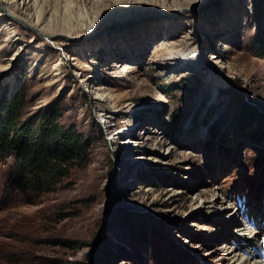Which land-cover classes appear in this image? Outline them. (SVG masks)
<instances>
[{
	"label": "rangeland",
	"instance_id": "374dc122",
	"mask_svg": "<svg viewBox=\"0 0 264 264\" xmlns=\"http://www.w3.org/2000/svg\"><path fill=\"white\" fill-rule=\"evenodd\" d=\"M44 1L74 28L0 5V98L73 125L89 157L33 196L0 160V264H264V0H147L125 22L113 0Z\"/></svg>",
	"mask_w": 264,
	"mask_h": 264
},
{
	"label": "trees",
	"instance_id": "16d2710c",
	"mask_svg": "<svg viewBox=\"0 0 264 264\" xmlns=\"http://www.w3.org/2000/svg\"><path fill=\"white\" fill-rule=\"evenodd\" d=\"M24 103L19 94L0 98V160L12 159L4 188L33 196L52 190L74 166L84 165L90 147L73 125L61 124L48 109L23 118Z\"/></svg>",
	"mask_w": 264,
	"mask_h": 264
},
{
	"label": "bare ground",
	"instance_id": "6f19581e",
	"mask_svg": "<svg viewBox=\"0 0 264 264\" xmlns=\"http://www.w3.org/2000/svg\"><path fill=\"white\" fill-rule=\"evenodd\" d=\"M146 1L147 0H113L112 6L119 7L122 11L117 10L116 12L109 13L108 15L110 17H115L118 21L125 22L127 20H130V17L133 15V11H136L135 5L146 4L147 3ZM170 1H171L170 2L171 4L174 0H170ZM44 2H45L44 0H0V5L3 7V10L6 11V13L11 16L16 15L15 14L16 9L22 10V12L27 13L28 15L27 17L30 19L31 25L43 34H47L48 36H51V37L58 35V34L70 35L71 30L74 28L70 24L68 26L70 27L69 30L53 28L50 25V19L52 18V14L50 13L49 15V11L47 9L46 10L43 9ZM92 4L93 3H90V7L92 6ZM159 4L163 6L162 8L165 10L166 5H167V0H159ZM79 15L83 19L82 20L83 23L79 24L81 27H83L84 25H87L86 22H89L88 27H86L87 33L85 35L91 36L93 32V29H92L93 25H95L98 16L95 15L93 16L91 20L89 19V21H87L88 15H87L86 10L83 12V9L79 13ZM6 28H9V27H6ZM187 55H188V52L183 51L181 53V56L183 57H186ZM80 82L85 83L86 81L81 80ZM86 86L91 94V100L93 104L95 105H100L102 103L109 104L110 99L103 92L99 90V88L96 86L95 83L92 85L86 84ZM106 117H110V115L105 116L104 121L106 120ZM130 129H131L130 127L128 129H125V127H123L122 130L119 128L116 133L121 134V133H124L125 131H130ZM253 264H263V263H261L258 260H254Z\"/></svg>",
	"mask_w": 264,
	"mask_h": 264
}]
</instances>
